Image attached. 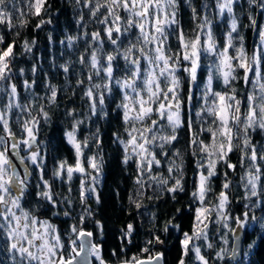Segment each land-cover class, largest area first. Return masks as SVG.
Listing matches in <instances>:
<instances>
[{
    "label": "snow or ice",
    "instance_id": "6c2138e0",
    "mask_svg": "<svg viewBox=\"0 0 264 264\" xmlns=\"http://www.w3.org/2000/svg\"><path fill=\"white\" fill-rule=\"evenodd\" d=\"M236 2L237 0H215L216 14L221 19L225 14L230 18L226 43L221 49L213 35V21L208 17L209 5L207 4L202 6L205 14L199 17L198 31L189 38L179 27L178 0H103L102 3L101 0H85V6L90 8L93 17H96L101 9L106 10L99 23L104 25L103 32L114 50L103 55L104 63L102 64L101 54L104 40L101 37V32L84 33V38L90 39L92 48L88 60L92 72H89L87 76L90 86L87 87L84 95L90 101L89 110L92 116L106 117L108 113L104 111L105 94L107 93L109 96L113 94V85L118 88L121 101L117 104V108L122 110V119L126 125H129L125 128L128 139L126 141L121 139L119 134H114V136L116 141L124 146V163H127L133 156L136 157L138 173L136 183L141 188L144 187L143 177L147 173L149 180L156 182L157 185H167L169 180H173L174 183L167 188L169 193L184 191L182 158L180 163H176L175 160L170 162L168 177H163L161 174L152 175L153 165L159 166L161 163L153 149L158 145L163 150L166 145L177 140V129L184 124L181 113L185 102L180 98L182 88L180 73L186 74L188 81L186 101L187 105L191 106L197 99L195 90L200 87L199 73L204 68L203 58L208 56L216 58L207 67V76L200 96L204 106L195 113L198 119L202 118L204 114L213 117L212 124L215 127L209 126L207 129H201V132L206 131L210 134L209 143L199 139L196 133L192 134L190 141L191 145L199 147L201 154V158L196 162L198 181L192 192V197L199 202L200 206L195 208L191 234L184 232L181 240L183 255L186 256L189 251L194 252L200 264H210L209 260L202 255L201 247L196 243V241L208 239L209 223L222 224V227L227 230L220 237L224 245L229 244L228 233L232 235L231 251L227 247H221L215 252L214 259L223 262L226 257L235 258L240 251V230L246 228L249 219L247 210L242 216L234 217L227 211L230 203L227 190L231 184L227 178V172L224 173L225 179L221 185V191L217 195L216 203L214 205L205 203V197L211 191L210 181L217 175V164L223 162L228 169L234 171L236 165L230 163L227 157L234 150H239L241 167H244L245 161L248 162L245 173L241 177L246 193H248L246 199L259 195L258 188L261 178L264 176V170L260 166V162H264V144L258 146L252 142L249 135V130L254 131L256 128L264 131V74L261 71V60L264 59V26H258L257 20L251 13L248 14L250 26L258 30L260 38V45L249 59L243 48V36H239L238 33L240 25L234 12ZM77 3H80V0H77ZM248 3L264 9V0H248ZM46 4L47 0H28L29 14L39 16L42 11H47ZM16 10V0H0V24H6L9 29L14 28L12 11ZM121 10L127 14L126 22L123 25L121 21L124 18L120 15ZM191 11L193 19H197V9L192 7ZM20 15L22 17L24 14L21 12ZM80 19L83 20V16ZM26 23V20L21 19L19 26L23 27ZM45 23L50 24L51 20L41 19L36 27L40 28ZM77 23L79 24L80 21ZM131 29L138 30L136 42L129 41L128 45L122 48L123 40L121 38H127ZM178 30L179 51L173 52L168 41L170 35ZM234 33L239 36L240 47L236 50L237 54L231 56L229 49L234 47ZM79 38L67 36V46L72 48L74 42ZM3 42L4 36L0 35V44ZM60 43L63 45L65 41ZM34 44V40L31 43L25 40L23 47L27 52H31ZM120 58L125 62L123 69L125 75L117 78L114 73L121 71L117 63ZM14 59V42L9 43L6 49H0V92L7 96V103L0 109V126L4 133V135H0V252L7 256L10 264H92V258L99 261V264H105L101 256V245L94 243L93 233L86 231L82 226L84 215L80 216L81 226L76 224L70 226L71 235L66 246L62 242L60 232L55 224L48 219H40L33 211L22 206L21 201L25 198L28 190L29 173L25 165L24 175L21 176L12 160L13 156H17L22 164L25 160L31 161L39 170L40 183L36 187L42 188V190L37 191L35 195L45 202L44 210L57 209L59 205L53 196L49 180L44 179V157L40 155L39 148L36 147L39 120L34 116L31 119L23 120L21 123L23 137L20 139L16 138V134L10 127L9 119L12 109L17 108L25 111L27 108L19 103L17 86L10 82L12 79L10 65ZM79 62L82 65L85 64L83 54H81ZM70 63L67 62L59 67L68 73ZM237 68L244 70L245 84L249 83V73L254 75V79L251 81L253 91L245 98L246 111L242 110V104L245 101L238 99L236 89L231 87L232 82L237 79L234 75ZM31 71L35 74L36 67L33 66ZM93 72L96 76H100V73L103 72L105 79L103 85L91 83ZM23 73L24 69H20V74L23 75ZM216 77L222 79L225 87L231 88V91H213V80ZM5 82H9L7 86ZM23 83L25 89L28 90L34 86L35 80L29 82L25 79ZM83 83L82 79L77 80L78 85ZM46 87L50 93L47 100L49 103H54L57 97V88L51 84H47ZM209 97H211L210 103ZM28 115L31 116L30 111ZM40 115L45 121L48 120V113L44 111L43 106H41ZM68 115L73 116L74 113L70 111ZM154 115L157 117L156 119H152ZM82 123V120H75L72 130L66 133L68 142L75 150V165H69L66 160H61L52 175L55 178H63L66 175L68 181L72 180L74 173L88 176L91 183L87 188L85 180L81 179L80 181V200L81 203H84L88 194L96 192L95 184L102 170L103 157L101 156L99 159L96 155L87 157L88 167L96 175H91L86 171L83 166V150L89 146L88 138L79 141L76 136ZM187 124L191 130L190 115ZM166 129L171 134H168ZM92 135L99 147V129ZM21 145L28 151L26 157L19 156ZM192 154L195 156L196 152L193 151ZM162 155L167 158L168 153L162 151ZM174 155L179 157V151ZM174 171L179 175H172ZM14 192L15 194H13ZM172 198L175 199V195ZM96 199L99 202L98 195ZM61 202H66L68 205L72 203L68 198ZM136 207L140 208L141 205L136 203ZM248 207L245 205L246 209ZM84 211L87 215H91L88 208H85ZM181 211V209H177V212ZM213 213H215V220L212 219ZM52 215H59V212L53 211ZM63 215L67 217L70 216V213L65 210ZM251 219L255 221V215ZM229 221H232L235 227ZM97 226L102 230L99 221H97ZM170 226L180 227L172 225V222L169 221L164 226L166 233ZM132 234L133 225L128 224L124 238L129 243ZM73 236L75 238H72ZM154 240L157 244L163 243L159 236H155ZM147 243L152 244L153 241L150 240ZM207 247L212 248L213 245L209 243ZM252 247L253 244L248 245L249 249ZM65 251H67V255H65ZM142 251L147 253L149 249L145 247ZM113 254L115 255V253ZM243 255L247 256L248 253L244 252ZM162 261L163 253H156L149 255L146 260L133 257L131 261L125 260L121 264H162ZM0 264H4V261L0 260ZM180 264H184L183 257Z\"/></svg>",
    "mask_w": 264,
    "mask_h": 264
},
{
    "label": "trees",
    "instance_id": "16d2710c",
    "mask_svg": "<svg viewBox=\"0 0 264 264\" xmlns=\"http://www.w3.org/2000/svg\"><path fill=\"white\" fill-rule=\"evenodd\" d=\"M103 0H101V3ZM209 5V11L215 8V0H178V15L179 27L183 29L186 37H193L198 31L197 24L200 23L199 17L203 15V5ZM47 11H42L39 16L29 14L28 0H16V11H12V23L14 28L9 29L6 24H0V35L4 36V42L0 44V49H6L9 43L14 42L15 59L11 63L12 79L16 84L20 102L22 106H27L25 111L13 108L10 113V127L16 134V137L23 136L21 132V123L23 120L31 117H37L39 120L37 140L41 144V150L44 152V179L49 180L52 186L54 198L58 202V208L45 211L44 201L36 197L35 193L42 190L36 185L40 183V172L35 165L29 164L30 176L28 178V190L25 198L21 201L24 208L33 211V213L47 216L52 221L56 222L63 236L69 230L71 224L80 225V216L84 215L85 228H90L95 234L96 242L102 244L101 255L107 261L112 263L121 260H132L133 257L139 258L142 256L153 255L157 251L163 253L164 264H180L183 257L184 264H200L196 259L194 252L184 256L181 240L183 233L192 232L195 208L200 206L199 202L192 197V192L195 190V185L198 180V170L196 162L201 158L198 146L191 145L192 134H198L199 139H203L205 143L210 142V134L206 131L201 132V129H207L213 126V117L204 114L202 118H197L195 113L200 110L204 104L200 103L201 99L198 92L201 86L196 89L197 99L193 101L191 106L187 105L186 97L188 94V81L186 74L181 72L182 88L181 100L184 101L182 106V119L184 124L177 129V140L172 144L166 145L163 150L157 145L153 151L156 153L157 159L161 161L159 166L153 165L152 175L161 174L163 177H168V166L171 161L176 163L183 161V192L169 193L168 187L174 183L169 180L167 185H157L156 182L149 180L146 173L143 177L144 187L141 188L136 183L137 167L136 158L132 157L127 163H124V146L116 141L114 134H119L120 137L126 138L125 128L129 127L122 119V110L117 108V104L121 101V95L113 85V94L109 96L105 94L104 111L108 113L106 117L102 115L92 116L89 110L90 101L84 95L85 90L89 87L87 76L92 72L88 60L92 48L90 47V39L84 38V33L91 34L95 31L101 32V37L104 40L103 51L101 54V63L103 64V55L112 52L113 46L107 41V37L103 32L104 25L99 23L106 13L105 9H101L96 17H93L90 8L85 6V0H47L45 5ZM192 7L197 9V19H193ZM236 13L239 18V36H243V48L248 56L252 43H255L258 38V30L250 26L248 14L257 20L258 26L264 24V9H260L256 5H250L248 0H238L235 4ZM11 11V8L9 9ZM24 15L21 17L20 13ZM126 13L121 10L120 15L126 19ZM83 16V20H81ZM215 18V16H214ZM26 20L25 26H19L20 20ZM51 20V23H45L40 28L36 25L40 20ZM77 21H80L78 24ZM123 21V20H122ZM214 25V30H222L223 22L218 21ZM18 33V34H17ZM80 37L77 39L72 48H69L66 43L67 36ZM115 37V33L113 34ZM138 31L131 29L127 34V38L122 37L123 44L121 47H126L129 41L135 43ZM179 30L169 37L168 44L171 46V51H179ZM219 35L220 40H223V35ZM234 35V47L230 48L232 53L240 47V40L237 34ZM51 37V39H49ZM27 40L35 44L32 46L31 52H27L23 47V42ZM65 41L62 45L60 42ZM87 49V51H86ZM81 54L85 57V64H81ZM215 57H204L202 63L203 70L199 73L200 85L204 84L207 76V67L215 61ZM71 62L69 72L65 73L59 65ZM264 62V59H263ZM117 63L121 71L115 72L117 78L125 75L123 71L125 62L120 58ZM36 67L35 74L31 69ZM20 69H24L23 75L20 74ZM244 70L237 68L234 75L237 77L232 82L231 87L236 89L238 99H242L244 93L250 88L249 83L244 82ZM27 79L29 82L35 80V84L31 89L26 90L23 81ZM82 79L83 84L78 85L77 80ZM93 84L105 83L103 72L100 76H96L93 72ZM47 84L56 86L57 97L54 103H49L47 96L50 95ZM213 90L218 92H230L231 88L225 87L222 79L216 77L213 80ZM102 90V89H101ZM43 106L44 111L48 113V120L45 121L40 115V109ZM190 108V111H189ZM31 112V116L28 112ZM72 111L73 116L68 115ZM191 116L192 127H188L187 121ZM89 117H91L89 119ZM82 120L83 123L79 126L76 133L77 139L83 141L88 138V147L83 150V166L86 170L96 175V173L88 167L87 157L96 155L99 159L103 157L101 173L96 182V193L88 194V198L84 203L80 200V181L84 176L80 173H74L71 181L67 180L66 175L63 178H55L52 173L56 165L61 160H66L69 165L76 163V155L73 146L68 142L66 132L72 130V125L75 120ZM99 129L100 144L97 147L96 141L93 138V133ZM168 134H171L168 129ZM249 135L253 143L258 146L264 144V131L256 128L254 131L249 130ZM162 151L168 153L167 158L162 155ZM179 151L180 156L174 154ZM193 151L196 155L193 156ZM240 152L234 150L228 154V161L236 165L235 170L228 169L226 164L220 162L217 164V175L210 181L211 191L205 197V203L214 205L218 193L221 191V185L224 182V173L227 172L228 180L231 182L230 188L227 190L230 196L228 212L231 216H242L247 210L249 219L247 226L243 229V245L239 257L236 259L227 258L223 261L214 259L215 252L221 247H227L231 250L232 235L228 233L229 244L224 245L220 237L227 232L222 227V224L209 223L208 226V241L200 240L201 250L207 256L210 264H264V176L261 178V183L258 188L259 195L246 199V189L241 177L244 175L247 161L244 167L240 164ZM27 162V161H26ZM262 170H264V162H260ZM174 176L179 175L175 171ZM86 182V180H85ZM86 187V185H85ZM71 189V191H69ZM97 195L99 202H97ZM175 195V199H173ZM68 198L72 201L68 205L64 201ZM136 203L141 205L136 207ZM245 205L249 207L246 209ZM50 207V206H49ZM85 208H88L91 215L85 213ZM181 209V212H177ZM67 210L70 216H64L63 212ZM58 211L59 215L53 216L52 212ZM255 215L256 220L251 217ZM212 219L215 220V213L212 214ZM97 221L102 226V230L97 226ZM169 221L172 225H179V228L169 227V231H164V226ZM229 223L235 227L232 221ZM133 225V234L130 237L131 242L124 238L126 226ZM246 233V235H245ZM159 236L163 241L162 244L155 243L154 237ZM153 241L148 244V241ZM212 244V248H208V244ZM249 244H253L251 249ZM147 247V253L142 250ZM230 248V249H229ZM248 255L244 256L243 253ZM115 253V255L113 254ZM0 260L4 264H10L7 256L0 252Z\"/></svg>",
    "mask_w": 264,
    "mask_h": 264
},
{
    "label": "rangeland",
    "instance_id": "374dc122",
    "mask_svg": "<svg viewBox=\"0 0 264 264\" xmlns=\"http://www.w3.org/2000/svg\"><path fill=\"white\" fill-rule=\"evenodd\" d=\"M238 1V0H237ZM236 4V3H235ZM235 4H234V12H235V14H236V16H237V18H238V14L236 13V9H235ZM264 12V11H263ZM205 14V12H203V15ZM207 14H208V17H209V19H211L212 21H213V23L215 24L216 22H218V21H222L223 22V27H222V30L221 31H218V34H220V35H223V40L221 41L220 40V38H219V35L215 32V30H214V25H213V35H214V37H215V39L217 40V44H218V46L222 49V47H223V45L226 43V33L228 32V30H229V17L227 16V14H225V16H224V18L223 19H221L217 14H216V8H214L213 10H208L207 11ZM126 15V19H127V14H125ZM202 15V16H203ZM214 16H215V18H214ZM126 19H123V21H121V23H122V25L126 22ZM238 21H239V18H238ZM262 26H264V24L262 25ZM138 31V30H137ZM253 45L251 46V48H250V51H249V53H248V57H249V59L252 57V55H253V53L256 51V49L258 48V46L260 45V38H259V36H258V38H257V40H256V42L255 43H252ZM244 51H245V49H244ZM237 53H232L231 51H230V49H229V55H231V56H235ZM208 57H211V56H208ZM207 57V58H208ZM235 63V62H234ZM142 64H143V61H142ZM253 67H254V65H253ZM261 71H262V74H264V62H263V59L261 60ZM245 75V74H244ZM254 79V75H253V73H249V89L244 93V96L242 97V101H245V98H246V96H247V94H249L250 92H252L253 91V86H252V83H251V81ZM205 80H206V77H205ZM11 83H14L13 82V79H11V81H10ZM7 83H9V82H5V85L7 86ZM201 86V89L202 90H200L199 92H198V96H201V93H202V91H203V87H204V84L203 85H200ZM214 91V90H213ZM17 92H18V89H17ZM19 94V93H18ZM180 98H181V93H180ZM210 101H211V97H209V103H210ZM5 103H7V96L5 95V93H3V92H0V109H2L3 108V106H4V104ZM19 103L22 105V103L20 102V98H19ZM200 103H202V104H204V102H203V100L201 99V101H200ZM242 110L243 111H246V101H245V103H243L242 104ZM181 115H183V112L181 113ZM157 117L154 115L153 117H152V119H156ZM29 119H31V118H29ZM9 122H10V120H9ZM147 123H150V121H147ZM138 127H139V124L137 125ZM69 131V130H68ZM67 131V132H68ZM66 132V133H67ZM0 135H4V133H3V128H2V126H0ZM23 136H19L17 139H20V138H22ZM121 139H123V140H127L128 139V136H127V134H126V138H123V137H121ZM36 147H38L39 148V151H40V155L43 157V151L41 150V144H40V142L37 140V144H36ZM28 155V151L27 150H25V147L23 146V145H21V148H20V151H19V156H24V157H26ZM133 157H135V156H133ZM136 158V157H135ZM30 165L32 164L31 163V161H29V160H26ZM75 165V164H74ZM247 167V166H246ZM39 171V170H38ZM88 173H90L91 175H93V173L92 172H90V171H88V170H86ZM84 176V175H83ZM84 180H86V183H85V185H86V188L89 186V184L91 183V181L89 180V177L88 176H84ZM198 181V180H197ZM243 184H244V181H243ZM95 187H96V184H95ZM96 193V192H95ZM94 193V194H95ZM13 194H15V192L13 193ZM229 196V195H228ZM229 200H230V196H229ZM23 206V205H22ZM24 207V206H23ZM227 211H228V207H227ZM35 214V213H34ZM35 215H37L40 219H48V220H50L53 224H55L56 226H57V228H58V230H59V226L56 224V222H54V221H52L49 217H47V216H41V215H38V214H35ZM71 225H73V224H71ZM77 226H81V225H77ZM59 232H60V230H59ZM191 234V233H190ZM60 235H61V238H62V242H64L65 243V245L67 246V241H68V238H69V236L71 235V232H70V228H69V230L66 232V234H65V236H63L62 234H61V232H60ZM72 238H75L74 236L72 237ZM200 241V240H199ZM199 241H196V243L200 246V244H199ZM207 242H209L208 241V239L206 240ZM201 247V246H200ZM230 249V248H229ZM229 251H231V250H229ZM201 253H202V255H204L205 256V258L207 257L204 253H203V251L201 250ZM65 255H67V251H65ZM102 256V255H101ZM95 261H97L96 259H95Z\"/></svg>",
    "mask_w": 264,
    "mask_h": 264
},
{
    "label": "water",
    "instance_id": "95a60500",
    "mask_svg": "<svg viewBox=\"0 0 264 264\" xmlns=\"http://www.w3.org/2000/svg\"><path fill=\"white\" fill-rule=\"evenodd\" d=\"M16 138H17V137H16ZM12 160H13L14 164L16 165L17 170L21 173V176L24 175L25 165L27 166V170H28V173H29V176H30V172H29V164H28L26 161H24L23 164H22L17 156H13V157H12ZM28 178H29V177H28ZM84 229H85L86 231H91V232L93 233L92 229H90V228H85V227H84ZM243 233H244V232H243V229H241V230H240V246H241V247H240V251L237 253L236 257L233 258V259L238 258L240 252H241L242 249H243V248H242V245H243V238H242V237H243ZM92 240H93L94 243H97V244L101 245V252H102V244H100V242H96V240H95V234H93ZM156 253H162V252L157 251ZM156 253H154L153 255H155ZM147 257H148V256H142V257H139V258H137V259H145V260H146ZM102 258H103V260L105 261V264H121L122 261H125V260H121V261H119V262L112 263L111 261H110V262L107 261L104 257H102ZM128 261H131V260H128ZM163 261H164V257H163ZM163 261H162V264H164ZM92 264H99V261H95V258H92Z\"/></svg>",
    "mask_w": 264,
    "mask_h": 264
}]
</instances>
